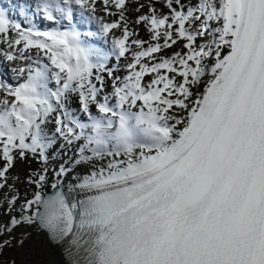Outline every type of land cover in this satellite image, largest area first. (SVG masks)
I'll return each instance as SVG.
<instances>
[{"label":"snow or ice","instance_id":"snow-or-ice-1","mask_svg":"<svg viewBox=\"0 0 264 264\" xmlns=\"http://www.w3.org/2000/svg\"><path fill=\"white\" fill-rule=\"evenodd\" d=\"M0 45V264H264V0H13Z\"/></svg>","mask_w":264,"mask_h":264},{"label":"bare ground","instance_id":"bare-ground-1","mask_svg":"<svg viewBox=\"0 0 264 264\" xmlns=\"http://www.w3.org/2000/svg\"><path fill=\"white\" fill-rule=\"evenodd\" d=\"M102 6L101 5H99L98 4V7H97V14H99L100 15V11H101V8ZM135 17V13L133 12L132 14H131V18H134ZM105 18H107V20H111V19H116V18H118V17H105ZM139 27V30H141L142 31V34H145L146 36H147V33H146V31L144 30V28L142 27V26H138ZM114 32H115V34L117 35V36H119L120 35V32L119 31H117V30H113ZM141 35V34H140ZM145 39H147V37H145ZM0 47H6V45H0ZM33 51H35V50H33ZM128 61H126V60H124V59H122L121 61H120V64H122V66H121V71H120V74H122L121 76H123V75H125L126 74V69L123 67V65L125 64V63H127ZM6 64V62H4V61H2V59H0V69H1V67L3 66V65H5ZM3 71L5 72V70L3 69ZM1 74H3V75H1ZM9 75V80L7 79V77L5 76V74L2 72V71H0V78H2V79H7L8 80V82H10V83H13V84H15V83H17L18 81H16V80H14L15 78H14V76H13V74L12 73H9L8 74ZM14 78V79H13ZM203 85H201V87H200V89L198 90V91H203ZM112 87H110V89H111ZM72 107H73V109H77L78 108V101L77 102H75V103H73V105H72ZM29 167H32V168H36V167H39V165L36 163V162H32L31 163V165H28V164H26V167H25V170H24V172L25 171H27L28 170V168ZM82 171H84L83 169H82ZM12 173H13V170H12ZM18 188H19V190H20V192L23 194L24 192H25V188H26V186L24 185V184H19L18 186H17ZM12 253H6V255H11ZM57 259H62L61 257H59V255H57Z\"/></svg>","mask_w":264,"mask_h":264},{"label":"rangeland","instance_id":"rangeland-1","mask_svg":"<svg viewBox=\"0 0 264 264\" xmlns=\"http://www.w3.org/2000/svg\"><path fill=\"white\" fill-rule=\"evenodd\" d=\"M101 8H102V7H101ZM100 15H103V16H105V17H108V16H106L105 13H100ZM106 19H107V18H106ZM111 20H112V19H111ZM140 34H141V35H140ZM139 37L145 39V37H147V36H146L145 34H142V31L139 30ZM145 79L147 80L148 77H145ZM25 167H26V163L17 162L15 168L13 169V173H12V175L15 176L16 174L19 173V174H21V178L23 179V173H24ZM18 185H19V184H18ZM18 185H17V186H18Z\"/></svg>","mask_w":264,"mask_h":264}]
</instances>
